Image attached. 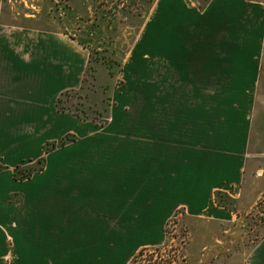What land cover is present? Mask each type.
Here are the masks:
<instances>
[{
	"label": "crops",
	"instance_id": "obj_1",
	"mask_svg": "<svg viewBox=\"0 0 264 264\" xmlns=\"http://www.w3.org/2000/svg\"><path fill=\"white\" fill-rule=\"evenodd\" d=\"M198 6L202 19L192 13L199 20L193 26L202 35H178L171 51L170 87H187L186 114L156 115L136 154L130 142L109 132L100 139L91 122L57 110L61 94L80 88L82 50L0 0V264H113L116 252L130 253L137 242L159 245L164 221L181 205L193 242L206 236L191 253L212 260L222 252V224L264 195V37L244 44L245 37L231 36L224 52L222 22L234 33L247 28L241 3ZM212 24L221 31L213 44L206 34ZM238 46L251 55L245 66ZM244 67L252 69L248 79ZM225 87H245L244 94L237 99L236 89ZM68 130L81 136L64 149L70 160L26 183L14 179L10 168L38 162L43 144ZM51 169L59 171L58 185L46 179Z\"/></svg>",
	"mask_w": 264,
	"mask_h": 264
},
{
	"label": "rangeland",
	"instance_id": "obj_2",
	"mask_svg": "<svg viewBox=\"0 0 264 264\" xmlns=\"http://www.w3.org/2000/svg\"><path fill=\"white\" fill-rule=\"evenodd\" d=\"M209 1L6 0L8 5L17 8L18 18L35 15L39 30L60 35L82 50L84 67L80 88L60 96L61 112L73 115L76 121L91 122L100 139L108 137L109 132L112 134L110 138L130 142L136 154L138 145L145 143L146 133L150 129L153 131L156 115L186 114L187 87H170L171 51L177 46L178 35L185 38L202 35L197 26L199 30L195 32L193 25L199 20L194 19L192 13L201 20L197 5L203 10ZM236 1L241 3L240 17L247 28L242 33L238 30L234 33L222 22L224 52L230 47L227 42L231 36L245 37L244 44L247 38L252 41L264 37V0ZM10 13L4 12V18L10 19ZM188 13L192 16L189 25L186 21ZM206 34L210 35L213 44V38L221 35L218 24L206 28ZM188 45L187 41L185 49ZM252 45L256 47L255 43ZM240 52L244 53L245 66L251 62V55L238 46L237 53ZM251 70L244 67V76ZM226 88L227 92L235 88L237 99L245 90V87ZM80 139L75 130H68L61 139L44 143L40 152V157L45 160L41 172L37 161L31 164L27 161L21 167L10 168V171L17 176L15 179H19L18 183H26L47 170L49 164H57L60 159L70 160V156H64L67 155L65 152H70L64 149L75 147ZM99 143L105 146L106 138ZM33 171L36 172L30 179H24ZM45 176L51 180V185H58L59 171L51 169ZM223 199L222 207L235 213V207ZM215 202L221 204L217 199ZM185 215H188L187 207H177L164 221L159 245L137 242L130 253L126 250L116 252L113 264H264V195L247 213H238L237 220L222 224V252L216 259L206 258L203 256L205 252L191 253L190 248L196 249L206 236L194 235L193 242L192 231L184 224ZM206 231L216 232L213 226H208ZM195 255L200 257L195 259Z\"/></svg>",
	"mask_w": 264,
	"mask_h": 264
},
{
	"label": "trees",
	"instance_id": "obj_3",
	"mask_svg": "<svg viewBox=\"0 0 264 264\" xmlns=\"http://www.w3.org/2000/svg\"><path fill=\"white\" fill-rule=\"evenodd\" d=\"M61 95H63V94H61ZM61 95H60V96H61ZM60 96H59V98L57 99L56 107H57V110L61 112L62 110H61L60 107H59ZM53 146L55 147V144H53ZM45 153H47V152H45ZM44 163H45L44 157H41V158L38 160V164L41 165V168L39 169V171H42V166L44 165ZM2 169H4V168L0 165V170H2ZM34 172H36V171H33L31 174L27 175L24 179H30V177L32 176V174H33ZM15 178H17L16 175H14V179H15ZM16 180H19V179H16Z\"/></svg>",
	"mask_w": 264,
	"mask_h": 264
}]
</instances>
